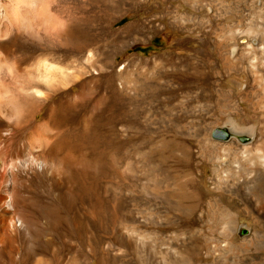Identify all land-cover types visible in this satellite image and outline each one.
<instances>
[{
	"label": "bare ground",
	"instance_id": "1",
	"mask_svg": "<svg viewBox=\"0 0 264 264\" xmlns=\"http://www.w3.org/2000/svg\"><path fill=\"white\" fill-rule=\"evenodd\" d=\"M138 2L121 0L118 4L113 0L107 4L108 25L99 26L98 0H0V264H95L98 260V183L96 174L90 172V177L87 173L96 162L86 157V138H98V108L107 100L105 93H98L103 78L108 90L120 95L123 135L132 138L134 131L144 142L151 133L146 120L149 115L156 113V118L176 125L173 138L178 135L177 128L185 126L182 122H195L196 117L203 120L207 112L199 103L205 101L209 106L208 102L218 98L228 83L220 68L224 75L231 70L244 71L254 84L261 75L264 43H239L234 35L216 40L215 55L206 43L187 48L183 55L204 52L206 59L181 57L182 64L171 70L163 69L156 59L173 60L179 55L176 52L150 60L134 57L117 69L119 49L127 47L142 28L138 12L121 31L114 24ZM143 8L138 9L140 13ZM193 8L199 13L192 17L193 23L204 28L208 21L200 15L202 10L196 5ZM144 67L160 73L156 90L161 93L157 98L137 89L140 75L135 71ZM211 73L217 78L198 86ZM174 80L197 88L185 95L191 104H197L188 108L187 98L178 105L173 103L177 98ZM238 95L248 100L247 91ZM257 95L264 106V86ZM237 100L233 105L240 111ZM227 121L232 127L225 133L236 137L229 141L213 139L219 124L210 123L205 136L212 138V148H203L201 156L216 172L219 150H241L236 159L242 157L244 174L233 180L210 178L212 200L218 203L227 197L231 201L233 223L229 235L235 237L237 221L243 214L264 224V152L248 153L246 149L247 140L256 136V126H249L238 139L239 125L233 119ZM151 131L155 136L163 134L160 129ZM137 162L134 155L136 167ZM33 183L43 185L52 196L35 200L28 193ZM129 201L127 228L139 233L151 219L139 210L137 192H131ZM210 206L204 210L199 204L189 205L178 218L201 221ZM183 230L193 236L200 234L191 224L184 225ZM131 243H135L132 237L124 233L120 246L102 239L101 264H129L122 253ZM207 250L210 252V247ZM104 253L112 255L115 263L104 262ZM203 258L198 250L193 262L200 264ZM222 263L254 264L248 257L230 251H226Z\"/></svg>",
	"mask_w": 264,
	"mask_h": 264
},
{
	"label": "rangeland",
	"instance_id": "2",
	"mask_svg": "<svg viewBox=\"0 0 264 264\" xmlns=\"http://www.w3.org/2000/svg\"><path fill=\"white\" fill-rule=\"evenodd\" d=\"M110 2L113 0H98V12L95 13L99 26L108 25L106 11ZM117 3L120 4L121 0H117ZM195 5L200 7V15L208 21L204 28L197 22L193 23L192 17L199 14L193 8ZM141 6L144 7L142 13L138 10ZM175 10L179 14H175ZM137 12L142 29H138L127 47L119 49L115 59L117 69H122L128 59L138 57L150 60L165 52L179 55L173 60L169 57L166 60L157 58L163 69L171 70L173 66L182 64L181 57L205 60L207 56L204 52L183 54L188 52L189 47L206 43L215 55L216 40L226 35L236 36L239 43H264V0H140L130 8L128 14L115 22L114 27L121 31ZM261 65V75L255 84L244 71L231 70L230 74L224 75L220 68L228 83L218 98L208 102L209 106L205 101L199 103L204 113L207 112L203 120L196 117L195 122L190 119L182 122L185 126L178 127V135L173 138L172 130L176 125L170 126L166 119L156 118V113L149 115L146 120L150 122L151 133L144 142L142 138H136L134 131H130L132 138L123 135L120 95L110 92L105 78L102 79L98 93H105L107 100L98 108V138H86V157L96 162V166L89 167L87 173L90 177L91 173L96 174L98 183V260L94 261L95 264H101L100 241L106 239L120 246L122 233L130 235L135 242L126 245L122 253L130 261L129 264H195L194 256L198 250L204 257L200 264H223L226 251L248 257L254 264H264V224L255 223L243 214L237 221L239 227L236 236H230L233 223L231 201L224 197L216 203L211 198V177L233 180L246 172L240 161L242 157L236 159L241 155V150L236 149L235 153L228 149L219 150L216 172L213 165L204 162L201 156L203 148H212V138L205 136V129L209 130L210 123L221 126H215L213 139H217L215 136L229 141L236 137L232 135L226 138L225 129L232 127L227 119H233L239 125V132L236 133L238 139L249 126H256V136L247 141L246 149L248 153L264 152V106L258 102L257 95L258 89L264 86V64ZM102 74H106V71ZM135 74L140 75L137 89L157 98L156 94L161 93L156 90L157 82L161 79L159 71L144 67L136 70ZM216 78L217 75L211 73L209 78L199 81L198 86ZM223 81L225 83V79ZM174 84L177 98L173 103L178 105L179 101L187 98L186 105L191 108L196 102L191 104V99L185 98V95L197 88L189 84L179 85L175 80ZM243 91H247L248 100L240 99L238 94ZM235 99H239L240 111L233 105ZM156 129L163 134L155 136L151 130ZM134 155H137V167L133 165ZM132 191L138 193L139 210L146 212L151 219L139 233L127 228ZM28 193L35 200L39 196V200L52 196L38 183H33ZM192 204H199L200 209L204 210H207L208 204L211 206L201 221L179 219L178 214ZM186 224L200 230V234L193 236L192 232L183 230ZM250 235L249 239L243 241ZM209 247L210 252L207 250ZM113 258L104 253L103 261L112 263Z\"/></svg>",
	"mask_w": 264,
	"mask_h": 264
},
{
	"label": "water",
	"instance_id": "3",
	"mask_svg": "<svg viewBox=\"0 0 264 264\" xmlns=\"http://www.w3.org/2000/svg\"><path fill=\"white\" fill-rule=\"evenodd\" d=\"M229 137H230V134H227L226 138H229ZM249 139H250V138H249ZM249 139H248L247 141H250V140H251V139H250V140H249Z\"/></svg>",
	"mask_w": 264,
	"mask_h": 264
}]
</instances>
